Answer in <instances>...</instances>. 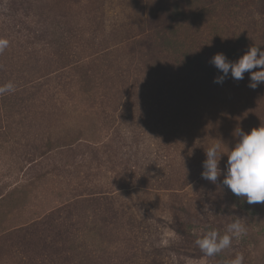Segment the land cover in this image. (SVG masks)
Masks as SVG:
<instances>
[{
	"label": "rangeland",
	"instance_id": "1",
	"mask_svg": "<svg viewBox=\"0 0 264 264\" xmlns=\"http://www.w3.org/2000/svg\"><path fill=\"white\" fill-rule=\"evenodd\" d=\"M0 39V264H264V204L222 184L264 84L210 62L264 49V0H0Z\"/></svg>",
	"mask_w": 264,
	"mask_h": 264
},
{
	"label": "clouds",
	"instance_id": "2",
	"mask_svg": "<svg viewBox=\"0 0 264 264\" xmlns=\"http://www.w3.org/2000/svg\"><path fill=\"white\" fill-rule=\"evenodd\" d=\"M9 45L7 39H0V53ZM223 75L216 76L214 83L223 84L231 75L234 80H243L247 72L250 76L248 87L255 90L264 84V49L260 46H251L237 60H229L225 54L217 53L210 61ZM253 69H259L253 71ZM12 82L0 86V94L14 92ZM238 141L227 153L226 171L222 184L235 196L241 197L249 205L264 204V126L253 128L250 132L239 129ZM220 144H212L205 150L206 159L202 162L201 177L216 183L221 176L219 163L222 154ZM246 226L241 219L229 223L224 234L217 230L207 231L195 243L206 256H214L232 246L233 238H240L246 234ZM243 255L237 254L229 264H243Z\"/></svg>",
	"mask_w": 264,
	"mask_h": 264
},
{
	"label": "trees",
	"instance_id": "3",
	"mask_svg": "<svg viewBox=\"0 0 264 264\" xmlns=\"http://www.w3.org/2000/svg\"><path fill=\"white\" fill-rule=\"evenodd\" d=\"M224 176V175H223Z\"/></svg>",
	"mask_w": 264,
	"mask_h": 264
}]
</instances>
